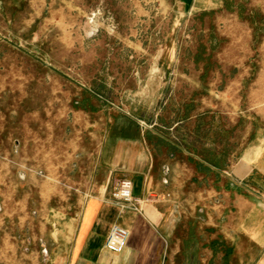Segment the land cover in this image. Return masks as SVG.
Listing matches in <instances>:
<instances>
[{
	"label": "rangeland",
	"instance_id": "rangeland-1",
	"mask_svg": "<svg viewBox=\"0 0 264 264\" xmlns=\"http://www.w3.org/2000/svg\"><path fill=\"white\" fill-rule=\"evenodd\" d=\"M130 119L162 136L151 139L162 154L164 139L198 135L221 170L264 136V0H0V158L15 173L34 171L20 159L34 165L42 143L94 158L104 134ZM59 184L52 204L79 212L83 195L66 175ZM24 190L6 195L39 200ZM174 206L182 223L161 264H208L192 249L211 246V208L186 210V220ZM228 209L221 193L214 223ZM4 219L19 231L14 215Z\"/></svg>",
	"mask_w": 264,
	"mask_h": 264
},
{
	"label": "crops",
	"instance_id": "crops-1",
	"mask_svg": "<svg viewBox=\"0 0 264 264\" xmlns=\"http://www.w3.org/2000/svg\"><path fill=\"white\" fill-rule=\"evenodd\" d=\"M155 136L153 130L130 119L118 133L104 134V144L94 158L85 152L75 154L71 143L65 148L55 143L47 150L43 143L37 145L34 165H28L29 158L20 159L25 161L20 167L34 171L15 173L9 162L13 159L0 158V264H161L168 242L182 223V216H175L177 200L180 215L206 206L212 210V222L206 223L214 230L211 246L200 248L199 244L192 249L198 256L210 257L208 264H264V136L245 145L238 157L229 156L222 170L205 161L204 140L198 135L193 142L164 139L170 152L163 154L151 142ZM206 148L212 158L215 151L218 160L219 147L214 149L211 142ZM61 174L67 176L70 188L83 195L77 213H70L69 207L62 212V207L52 204L60 193ZM122 179L132 182L133 196L142 200L140 211L112 197ZM24 188L39 200L29 202L26 195L11 203L6 194L25 192ZM221 193L229 209L221 220L217 216L216 224L214 211L220 207ZM13 215L18 232L4 222V217ZM35 222L49 226L50 231L33 233ZM114 224L130 233L120 254L104 248Z\"/></svg>",
	"mask_w": 264,
	"mask_h": 264
},
{
	"label": "built area",
	"instance_id": "built-area-1",
	"mask_svg": "<svg viewBox=\"0 0 264 264\" xmlns=\"http://www.w3.org/2000/svg\"><path fill=\"white\" fill-rule=\"evenodd\" d=\"M112 197L117 202L123 204V206L130 207L135 211H140L142 200L133 196V184L130 180H120ZM129 235V230L120 225L114 224L105 239V250L113 254L122 253L127 247Z\"/></svg>",
	"mask_w": 264,
	"mask_h": 264
}]
</instances>
